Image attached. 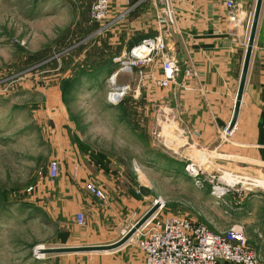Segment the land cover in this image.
I'll return each instance as SVG.
<instances>
[{
	"label": "rangeland",
	"instance_id": "rangeland-1",
	"mask_svg": "<svg viewBox=\"0 0 264 264\" xmlns=\"http://www.w3.org/2000/svg\"><path fill=\"white\" fill-rule=\"evenodd\" d=\"M88 8L89 0H0V264H55L62 253H43L38 246H66L70 237L81 245L109 239L100 232L92 236L85 223L69 229L64 215L53 222L47 213L48 195L61 171L52 180L47 166L67 152L59 115L65 110L81 144L107 156L126 184L147 194L145 207L107 243L120 238L155 200L163 205L156 216L178 213L212 230L241 223L237 212L243 210L231 205L242 199L240 190L216 198L215 182L193 177L185 166L164 158L159 129L152 136L126 130L128 122H121L114 109L120 100L110 101L109 92L135 73L119 71L112 61L120 53L107 42V24L117 18L112 19L113 10L98 26L89 21ZM66 79L72 84H63ZM149 117L138 118V127L160 126Z\"/></svg>",
	"mask_w": 264,
	"mask_h": 264
},
{
	"label": "crops",
	"instance_id": "crops-1",
	"mask_svg": "<svg viewBox=\"0 0 264 264\" xmlns=\"http://www.w3.org/2000/svg\"><path fill=\"white\" fill-rule=\"evenodd\" d=\"M170 1L175 19L171 25L164 18L158 19L164 8L163 0L112 3V19L117 18L107 24L111 29L106 31L111 33L107 42L114 53L127 49L142 37L166 30L179 66L174 81L166 87L154 82V78L161 76L159 60L145 69L152 76L139 78L134 71L135 74L121 83L128 85V91L114 109L121 122H128L126 130L133 135L152 136L153 130L159 129L157 135H164L161 142H164L165 159L175 160L182 166L193 164L198 168L200 179L227 184V196L233 194L232 190H240L242 199L231 205L233 209L243 210L237 212L242 215L240 225L248 245L258 252L264 263V0L233 127L229 125L256 0H239L231 11L225 8L224 0ZM90 4L91 0L89 7ZM186 69L191 72L187 74ZM161 114L163 119L159 122ZM59 115L64 117L65 124L60 126V131L66 135L67 152L54 157L61 171L48 195L47 213L53 222L64 215L71 229V226H79L75 215L82 212L85 227L92 236L100 232L111 239L124 221L145 207L147 194L136 192L133 185L126 184L119 167L110 168L107 156L81 144L74 131L77 125L67 110ZM148 116L154 117L160 126L138 127V118L143 122ZM224 129L229 130L228 133ZM142 140L147 141L146 137ZM75 143H79V147ZM83 147L87 150L83 151ZM78 150H82L80 154ZM88 180L103 189L105 200L85 190ZM237 184H240L239 189L234 188ZM109 239L102 242L107 243ZM77 245L81 243L73 237L66 242V246ZM56 256L59 257L55 264H143L141 251L130 242L112 250Z\"/></svg>",
	"mask_w": 264,
	"mask_h": 264
},
{
	"label": "built area",
	"instance_id": "built-area-1",
	"mask_svg": "<svg viewBox=\"0 0 264 264\" xmlns=\"http://www.w3.org/2000/svg\"><path fill=\"white\" fill-rule=\"evenodd\" d=\"M114 1L116 0H91L90 21L100 23L106 19ZM238 1L224 0L225 8L231 11ZM163 4L164 8L160 10L158 19L164 18L171 25L175 20L171 1L163 0ZM169 40L166 30L147 35L114 56L112 61L118 65L119 71H135L139 78H143L152 76L145 69L159 60L161 76L154 78V82L160 87H166L174 81L179 71L174 44ZM185 72L189 74L191 69H186ZM127 91L128 85H122L120 89L109 92L110 101H119ZM224 130L226 133L229 131ZM59 170V162L50 160L47 166L50 179H55ZM185 170L199 178L198 168L193 164L186 165ZM76 173L77 167L74 168L73 175ZM85 190L100 200L106 199L103 189L92 180L85 182ZM228 191L227 184L211 185V193L216 198H221ZM162 207L160 203L158 210ZM158 210L127 240L141 251L143 264H264L258 252L248 245L240 224H232L223 230H212L203 222L178 213L156 216ZM75 222L79 226L85 223L82 212L76 213Z\"/></svg>",
	"mask_w": 264,
	"mask_h": 264
},
{
	"label": "water",
	"instance_id": "water-1",
	"mask_svg": "<svg viewBox=\"0 0 264 264\" xmlns=\"http://www.w3.org/2000/svg\"><path fill=\"white\" fill-rule=\"evenodd\" d=\"M261 4H262V0H256L250 34H249L245 57L243 61L239 86H238L237 95L235 99V105L233 109V115H232L229 127H233V125L235 124L236 118H237ZM117 88L120 89L121 86H118ZM159 207H160V203L158 201H154L153 204L148 208V210L131 227H129L127 231L120 238H118L117 240L113 242L105 243V244L49 247V248L41 249V252L43 253H69V252L106 251V250L115 249L123 245L125 242H127V240L158 210Z\"/></svg>",
	"mask_w": 264,
	"mask_h": 264
},
{
	"label": "trees",
	"instance_id": "trees-1",
	"mask_svg": "<svg viewBox=\"0 0 264 264\" xmlns=\"http://www.w3.org/2000/svg\"><path fill=\"white\" fill-rule=\"evenodd\" d=\"M139 41V40H138ZM130 44H131V42H130ZM73 82V80L72 79H66V80H63L62 82H63V84H65L66 86H68L69 84H70V82ZM72 82H71V84H72ZM122 99V98H121ZM120 99V100H121Z\"/></svg>",
	"mask_w": 264,
	"mask_h": 264
},
{
	"label": "bare ground",
	"instance_id": "bare-ground-1",
	"mask_svg": "<svg viewBox=\"0 0 264 264\" xmlns=\"http://www.w3.org/2000/svg\"><path fill=\"white\" fill-rule=\"evenodd\" d=\"M118 73H119V72L117 71V72L113 75V78H115V77L118 75ZM43 248H44V247L40 245V246H38L37 249H38L39 251H41V249H43Z\"/></svg>",
	"mask_w": 264,
	"mask_h": 264
}]
</instances>
